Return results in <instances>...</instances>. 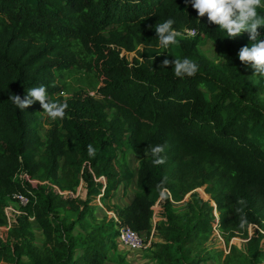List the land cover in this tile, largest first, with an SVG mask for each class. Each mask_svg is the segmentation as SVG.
Listing matches in <instances>:
<instances>
[{"label": "trees", "instance_id": "1", "mask_svg": "<svg viewBox=\"0 0 264 264\" xmlns=\"http://www.w3.org/2000/svg\"><path fill=\"white\" fill-rule=\"evenodd\" d=\"M168 18L179 44L157 56L151 26ZM216 27L196 19L186 0H0V227L12 196L30 197L8 239H0V264H123L109 256L117 222L100 218L92 200H107L122 224L149 237L152 207L165 190L159 241L150 248L157 264H264V83L237 58L247 33L223 38ZM207 41L218 63L202 50ZM123 51L136 53L133 62ZM174 57L194 60L197 73L178 78L171 63L160 67ZM75 71L97 79L96 95L62 94L67 83L58 78ZM42 84L50 101L67 104L44 137L40 103L20 111L9 99ZM157 144L163 163L154 165ZM129 153L140 157L135 171ZM135 178L129 205L108 202ZM46 182L73 194L84 182L90 198L60 195ZM215 211L229 250L222 261L207 245ZM250 226L257 227L252 234ZM236 237L244 249L232 243Z\"/></svg>", "mask_w": 264, "mask_h": 264}, {"label": "clouds", "instance_id": "2", "mask_svg": "<svg viewBox=\"0 0 264 264\" xmlns=\"http://www.w3.org/2000/svg\"><path fill=\"white\" fill-rule=\"evenodd\" d=\"M186 3L195 10L196 19L200 21V18L205 17L207 24L217 26L215 29L219 30L223 38L233 39L247 33L249 43L239 48L237 58L246 67L250 66L254 69L253 76L256 77L257 84L264 83V33L260 31L261 28H264V0H186ZM174 23L172 18H168L151 26L154 27L157 41L152 52H155L157 56L165 52L171 54L170 48L179 44L177 37L181 33L173 27ZM215 55L216 52L213 50L208 58L213 63H218L219 61L214 59ZM169 63L172 64L174 75L178 78L192 77L198 71V64L188 57H174L172 61L165 58L160 67L166 68ZM9 99L20 111H24L34 102H39L43 109L42 113L52 121L63 119L67 107L66 103L50 101L43 84L28 88L23 98L13 94ZM163 151L162 145L157 144L151 147L150 152L154 157L151 161L152 164L163 163V157L159 155ZM88 153L93 154L90 145ZM213 205L216 207L214 202ZM216 213L217 211H215V215ZM240 226H244L243 219Z\"/></svg>", "mask_w": 264, "mask_h": 264}, {"label": "rangeland", "instance_id": "3", "mask_svg": "<svg viewBox=\"0 0 264 264\" xmlns=\"http://www.w3.org/2000/svg\"><path fill=\"white\" fill-rule=\"evenodd\" d=\"M210 42V43H209ZM213 45V47H212ZM202 50L209 56L213 53V50L216 52V55L214 56V59H219V54L217 51V47L216 45L211 42V41H207V43L205 45H203ZM122 55H125L126 58L130 61L133 62L136 53L135 52H126L123 51ZM59 80H63L66 81L67 83V88L65 89L64 92H62V94L67 98L69 96L72 95V93L74 91H77L78 89H83L86 92L90 93L91 95H96V91L99 87V82L97 81V79H95L94 77H92L91 75H88L86 73H83L81 71H75L74 73H71L70 76H64L61 78H58ZM50 121L45 115L43 118V122H44V126L43 127H39L41 135L44 137L45 136V131L48 130L50 128ZM140 160L139 156H136L133 153H129V163L132 167V169L135 171L138 167V162ZM104 181V179H103ZM134 183V182H133ZM130 186V185H129ZM83 187V186H81ZM134 187V184H133ZM129 188V187H128ZM196 191L204 198V199H209L208 196L206 197V193L204 190V187L198 188L196 189ZM73 196H79V197H85V190L84 188L82 189H77V192L75 194H72ZM164 195V194H163ZM163 195H161L160 198V203L163 205L164 203H162L164 201ZM191 198V193H189L188 195H186V197L184 198V200L182 202L179 203V205H183L185 202H187L188 200H190ZM95 200H93L94 202ZM165 202V201H164ZM92 203V202H91ZM213 204V202H212ZM156 205V204H155ZM178 205V206H179ZM95 207V206H94ZM157 213L159 211V205H157V207L155 208ZM10 213H12V211L9 210ZM96 214L102 218L104 216H106L104 214V211H97ZM32 225L35 231V235H36V242L38 244H41L44 240V236H43V232L42 230H40L38 228V225L36 223V221H32ZM257 228L256 226H250L249 231L250 234L253 233L254 229ZM219 232L214 231L211 239L208 241L207 245L208 248L210 250H215V251H221L222 255L220 256V260L222 261L224 259V256L229 252L228 248L225 245V241L224 239L221 237H219ZM0 239L3 240H7L8 237L6 236V231L1 230L0 231ZM155 241H159L158 238L155 237L154 241L152 243H154ZM232 243L239 246L240 248L244 249L245 245H246V241L241 238V237H236L232 240ZM120 241L116 238L115 240V248L111 249L109 252V256L111 258H115L116 259V255H119L124 263L123 264H157L156 260L153 259V257L151 256V250L150 249H142L141 251H137V252H133L130 251L129 253L125 250L122 249L121 253H118V249L120 246ZM119 245V246H118ZM125 251V252H124ZM115 264V263H114ZM201 264H215L214 261L211 259L209 261L206 262H202Z\"/></svg>", "mask_w": 264, "mask_h": 264}, {"label": "built area", "instance_id": "4", "mask_svg": "<svg viewBox=\"0 0 264 264\" xmlns=\"http://www.w3.org/2000/svg\"><path fill=\"white\" fill-rule=\"evenodd\" d=\"M187 35L193 36L196 34L195 30H186ZM20 178L25 181H28L33 186H37L39 184H43L42 182L31 179L27 174H21ZM49 186H51L54 191H56L58 194L63 196H69L72 195V192L69 191H62L57 186L46 182ZM167 191H163L162 195L166 193ZM164 196V195H163ZM161 198V197H160ZM160 198L156 202V205L152 207L153 209V217H152V229L149 237H146L144 234H141L137 231H134L130 227L122 224L119 221H117L116 229L118 230L117 239L120 241L121 244L128 247L130 250H142V249H150L152 247V242L154 241L156 237V224L163 219V217L159 216L160 211L163 213V205L160 203ZM30 197L23 193H16L12 196L11 201H9L8 205L5 208V213L7 215V224L0 227V231L4 230L6 231V236L8 237L9 230L12 229L17 224V219L20 215L23 214L22 207H25L29 203ZM159 205V211L157 213L156 207ZM12 211V213L9 212ZM161 213V214H162ZM218 222L219 218L216 213V222L214 223V231L218 232ZM157 238V237H156Z\"/></svg>", "mask_w": 264, "mask_h": 264}, {"label": "crops", "instance_id": "5", "mask_svg": "<svg viewBox=\"0 0 264 264\" xmlns=\"http://www.w3.org/2000/svg\"><path fill=\"white\" fill-rule=\"evenodd\" d=\"M103 179H104V181H103ZM100 181L104 184V186L107 183V180H106L105 177H101ZM133 184H134V187H133ZM81 186H83V187H81ZM82 188H84V190H85V197L82 196L81 198L82 199L90 198V197H88V192H87L86 185H85L84 182H82L80 184V186L78 187V189H82ZM104 189L105 188H103V191H104ZM137 192H138V187H137L136 178H135L129 184L122 183L119 186V188L116 190L115 195L113 196V198H111L108 202H110L113 205H118L120 207H125V206L129 205L133 201V199H134V197H135ZM163 198H165V195L163 196ZM93 200H95V201L93 202ZM93 200H92L91 204L93 206H95V212H97L98 210L101 211V212L104 211V214L107 215L110 219H113L116 222L118 221V216H117L116 212L114 210H109L106 207L105 203L107 202V200L102 201L100 196H97ZM162 203H164V201ZM161 213H162V211H160V213H159L160 217L162 215ZM219 237H220V234H219ZM122 249H125L128 253L130 251H133V252L141 251V250H130L125 245L120 244L119 249H118L119 250L118 253H121Z\"/></svg>", "mask_w": 264, "mask_h": 264}]
</instances>
